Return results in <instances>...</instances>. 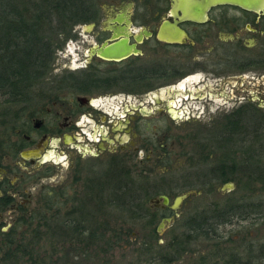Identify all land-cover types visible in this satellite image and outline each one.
<instances>
[{
	"label": "flooded vegetation",
	"instance_id": "1",
	"mask_svg": "<svg viewBox=\"0 0 264 264\" xmlns=\"http://www.w3.org/2000/svg\"><path fill=\"white\" fill-rule=\"evenodd\" d=\"M88 1L91 9L82 13L84 19L71 27L73 31L68 36L77 38L80 47L73 59L78 62L77 68L92 66L96 90L89 93L71 90L72 99L63 98V93L55 90L48 91L46 96L54 98L46 99L55 107L48 124L35 115L29 117L33 127L41 131L39 138L35 141L30 133L23 131L19 139L21 132L16 130V138L25 143L22 148L40 143L42 158H34L38 163L46 160L59 163L62 157L58 151L64 153L66 146L77 152L73 159L65 155L69 160V173L63 179L55 176L56 182L49 183L47 194L54 196L51 207L60 202L67 205L62 196L73 181L77 190L82 189L84 181H87L86 188L93 191L100 188L103 193H112L110 180L116 169L126 170L124 164L137 157L138 149L150 147L152 154L146 153V158L156 152L163 139L144 133L147 126L140 122L139 117L148 112L140 107L144 102L152 103V109L163 110L157 103L166 99L162 97L164 91L150 97L154 89L173 82L177 85L174 84V89L166 96L171 97L175 91H189L181 89V86L206 80L211 75L218 81L232 73L241 75L250 68L264 67V0H249L250 7L217 0ZM120 40H126L131 46L122 48L129 51L125 56L113 59L98 53L99 47ZM197 70L203 71V75L196 73ZM58 76V73L50 75L48 72L44 79ZM199 92L195 95L199 96ZM57 94L59 101L56 100ZM78 96L83 98L80 100ZM132 97L137 99V103L130 102ZM113 98L117 99L116 106L111 102ZM242 104L240 102L222 115L240 108ZM165 107L171 117L180 111L169 103H165ZM209 119L201 127L218 126V123H211L218 119ZM141 126L145 127L143 132ZM47 138L50 140L46 143ZM81 140L94 142V145L88 146ZM58 142L60 147L56 152L43 147L45 143L53 147ZM84 155L87 157L81 159L80 156ZM9 169H14V165L1 162L0 224L4 221V210L31 211L28 208L31 193L19 181L23 179V173L13 170L16 180L11 181ZM53 173L54 168L47 165L43 174L49 178ZM20 193H26V197L19 199ZM4 195L10 198L6 204L3 203ZM86 201L92 202L93 199Z\"/></svg>",
	"mask_w": 264,
	"mask_h": 264
},
{
	"label": "rangeland",
	"instance_id": "2",
	"mask_svg": "<svg viewBox=\"0 0 264 264\" xmlns=\"http://www.w3.org/2000/svg\"><path fill=\"white\" fill-rule=\"evenodd\" d=\"M15 1L21 4L22 1H24V3L27 2V4H29L37 0ZM72 31L73 30H70V35ZM52 40L56 44L54 45L53 60L49 71L50 75H54L55 73L60 75L67 70H77L78 62L77 60H73L75 53L78 54L77 52L80 48L77 38L71 36L67 37L64 36L63 33H60L57 36H53ZM69 66H72V68ZM202 72L197 70L196 73L203 75ZM55 80L57 79L47 82L49 80L45 79L40 82L39 85L32 90L30 96L33 98L30 102H17L9 107V109L23 108V112H21V116L18 120L25 121L23 125L24 130L19 129L21 132L18 135L19 139L22 138L23 131L30 133L35 141L40 136L41 131L33 127L32 121L29 117L35 115V117L39 119L43 118L47 124L48 119L52 118L55 107L46 99V94L49 91V87L56 88ZM174 84L175 83L173 82H169L161 85L157 90L154 89L153 94H149L151 97V95H157L159 91H164L162 97L166 99L157 103L163 107L162 111L152 109L153 104L149 102H144L140 106L148 111L145 115H139L140 122H142L145 127L147 126V130L144 133L152 137L159 136V138H162L163 140L156 148V152H154L153 155H150L149 158L145 157V154L148 153L150 149L148 146L147 150L138 149L137 153L139 154H137V157L134 156V154L131 161L124 164V168L128 170V174H123V176L135 181L134 186L131 189V193L134 196H144V194L151 192L156 194L154 197H158L160 195L156 192L158 188L169 187V193L167 195L171 200L174 195L186 189H190L188 186L186 187V184L194 179L195 176H193V173L195 174L197 171L205 170L208 166L214 164L213 161L215 160V157L220 153L217 151L215 154L208 153V148H205L206 158H202L201 154H197V147L200 144L198 136L201 134V131H204V129L198 130V126L208 123L210 117H212V119H218L223 113L230 111L240 102L251 106L255 105L264 110L263 66L253 67V69L250 68L241 75L232 73L231 76H226L218 81H216L211 75L206 80L198 81L192 85L188 83L184 87L181 86V89H188V92L190 93L187 91L184 93L175 91L172 93L171 97H166L169 95L170 90L174 89ZM198 91H200V95L196 96L195 94ZM55 92L63 93L62 97L65 99L74 98L71 90L65 86L57 87ZM219 92L224 93L220 94ZM57 97L56 100L59 101L60 96L58 95ZM1 99L2 97L0 96V100ZM129 100L132 104L137 103L136 98L132 97ZM111 102L114 106L117 105H115L117 99L113 98ZM165 103H169L178 111L180 110L177 113L178 115L171 117L165 107ZM154 104H156V102ZM47 107H49L50 110H48ZM57 108L59 107L57 106ZM29 112H31L30 115L28 114ZM223 116L224 115L220 118L222 119ZM221 119H218L216 122L212 121L211 123L219 124ZM144 126H141L140 128H143L142 132L145 128ZM85 129H89V127L85 126ZM1 130L2 125L0 126V131ZM118 132L119 131L116 133L118 134ZM53 136L54 135H51V137ZM48 140H50V138H47L46 143L49 142ZM83 142L88 146L94 145V142ZM46 143L43 147L50 151L53 150L56 152L58 147H60L59 142L57 144L55 143L53 147H48ZM234 147L235 145L229 146L230 150H234ZM260 147L263 149L261 150ZM65 148L66 150L64 153L58 151L62 157L59 163H53L52 160L38 163V161H34L35 157L30 159L32 161H23L21 156L17 153L15 155L10 154L0 157V162L14 165V169L8 170V178H10L11 181L16 180L14 171L23 173V179L19 181H21V185L25 184V186L28 187L27 191L31 193L32 200L28 206L31 211L29 212H36L37 210L42 209L46 212L45 214L49 218L48 221L50 223H52L53 220L60 222L62 216L63 218L70 216L74 219H77L78 217L79 219H83L81 213L90 218L94 214L96 216V221L108 223L98 224V231L103 225H109L116 228L119 233H124L123 231L128 233L121 234V238H118V242L115 245L111 244L112 246H110L107 241L109 240L113 243L116 240L115 235L110 236V230L106 231L104 237L100 239H90L87 235L76 236V234L71 233L70 231L68 232L64 230L65 232H61L62 230L59 227L52 229L47 226L48 224H42V220L40 219L41 213L39 212L35 215L34 212L32 224H16L17 233L24 234L25 232L26 238H24V241L27 242L28 240H31L29 242L30 245L28 246V248H31V251H29V249L28 252L26 250H24L25 252L22 251V256L16 257L17 259L6 257L4 254L5 248L3 247L2 242H0V264H148L144 259V256L140 255L138 252L140 242L147 237L148 226L146 225L145 219L133 220L128 217V214L124 209L119 210L113 206H108L104 204L106 201L103 203H98V201L87 202L86 199H93V195L89 194L91 189L86 188L85 186L87 181H84L83 188L79 190H77L78 188L74 184L75 181L70 182L65 188L67 191L64 192V196H62V198L64 197V201H67L66 206H63V203L61 202L57 203V206L50 207V209L43 206V201L45 200L46 202L50 201L51 205L54 203V196L52 194H47V190L50 187L49 183L56 182L57 178L63 179V177L67 175L66 173H69V160L65 155L67 154L69 159H73V157L75 158L77 156L75 150L68 148L67 146ZM254 148L256 156L262 155V160H264V139L262 141H256ZM41 149L42 147H40V150ZM199 149L200 151L202 150L201 148ZM227 149L228 148H226V150ZM239 149L240 148H238L236 152L233 151L231 154V157L234 156V159H236L237 162L240 161L243 156V153ZM149 154L152 153L149 152ZM86 157L87 155L80 156L81 159ZM47 165L54 168L55 173H53V177L50 176L47 178L43 174ZM129 170L132 172H129ZM116 172L119 173L121 171L118 170L115 171V173ZM115 173L110 181L116 179L117 175ZM227 182L229 181L217 182V184H215L217 191L206 192L203 190H197V192L192 193L189 197L184 199L181 206L174 210L172 214L173 218L169 221L165 220L160 231H158V243H165L173 234L180 233L183 230L182 222H184L186 218L194 212L201 211L207 207L211 201L216 200L224 193H232L233 195L242 197L244 191L237 190L233 181H230L233 183L232 185L224 187ZM259 187V184L255 186L254 191L256 193L252 198L258 201H263L264 190H261ZM22 197H26V193H20L18 195L19 199ZM146 202L154 204L152 201L147 200ZM80 203H85L86 205V208H84L82 212L76 207L77 205H80ZM22 212L24 211L4 210V221L0 224V231L7 230L15 221H17V218ZM52 214L55 215L53 216ZM160 221H157V225ZM33 227H39L40 234H43H41L39 240L33 238ZM215 230L219 233L218 237L213 239L199 237L193 240L189 244V250L187 249V251L177 259L175 264H196L201 255L210 256L209 252L212 251V248L213 250L216 248L213 244V241L216 240L221 241L220 247H225L230 252L233 251L239 256L245 257L249 253H252L253 256L255 255L253 264H264V256H258V249H256L260 243L264 242V216L261 218L259 216L248 214V217L245 219L240 216L238 218L234 217L232 222L217 224ZM2 236L3 234L0 233V240L2 239Z\"/></svg>",
	"mask_w": 264,
	"mask_h": 264
},
{
	"label": "trees",
	"instance_id": "3",
	"mask_svg": "<svg viewBox=\"0 0 264 264\" xmlns=\"http://www.w3.org/2000/svg\"><path fill=\"white\" fill-rule=\"evenodd\" d=\"M89 9L91 7L88 0H37L29 4L24 1L21 4L15 0H0V96L2 97L0 100V126L2 125L0 157L15 155L20 148L25 146L22 139L16 138L18 135L16 130H24L25 121L18 120L23 108L9 109V107L17 102L31 101L32 90L45 80L51 68L56 44L52 37L60 33L68 36L71 27L83 20L82 13ZM55 79H57L55 80L56 88L65 86L70 90L88 93L94 92L97 88L91 65L85 69L64 71ZM47 80L51 82L54 79ZM56 88L49 87L48 90H56ZM28 114L30 115L31 112ZM197 129H204L198 136L200 144L197 147V154L206 158L205 148H208V153L215 154L216 151L220 153L215 157L214 164L205 170L193 173L195 177L186 184V187L213 192L217 191L215 187L217 182L233 181L235 188L243 190L244 193L242 197L224 193L211 201L207 207L186 218L182 222L183 230L178 234H173L165 243H158L157 221L173 214V209L168 205L160 206L146 202L156 196L151 192L144 196L132 195L131 189L135 181L123 176V174H128V170L115 173L116 179L110 182L109 187H112V193H103L100 188L98 191L97 189L91 190L89 193L93 195V201H98V203L106 201L104 204L108 206L119 210L124 209L128 217L133 220L145 219L148 226L147 237L140 242L138 252L144 256L148 264H175L193 240L199 237L211 239L218 237L219 233L215 230L217 224L232 222L234 217L239 216L245 219L248 214L261 218L264 216V200L258 201L252 198L256 193L254 189L257 184L261 190H264V160H262V155L256 156L254 148L256 141L264 139V110L255 105L242 104L240 108L224 114L218 126L205 128L199 125ZM233 145H235L234 150H230L229 146ZM199 148L202 150L200 151ZM238 148L243 156L237 162L231 154ZM168 188H158L156 192L168 194ZM9 199L7 195H4L3 203L6 204ZM43 206L50 209V201H43ZM76 207L82 212L86 205L80 203ZM34 212H22L17 221L7 230L0 231L3 234L0 242L5 248L6 257L17 259L16 257L22 256V251L28 252V249L31 251V248H28L31 240L24 241L25 232L23 231L24 234L17 233L16 224H32ZM39 212L42 224H48L47 226L52 229L59 227L61 232L70 231L76 236L87 235L90 239H100L104 237L106 231L110 230V236H116L115 242L107 241L110 246L118 242L121 234L128 233L125 231L119 233L116 228L109 225H103L98 231V224L108 223L96 221L94 214L90 218L81 213L83 219L79 217L74 219L70 216L63 218L62 216L60 222L53 220L50 223L46 212L42 209L37 210L35 215ZM32 229L33 238L39 240L42 234H40L39 227ZM213 244L216 248L215 250L212 248L209 252L210 256L201 255L196 264H253L255 260V255L253 256L252 253L242 257L225 247H220V240L213 241ZM256 249H258L257 255L263 257L264 242L260 243Z\"/></svg>",
	"mask_w": 264,
	"mask_h": 264
},
{
	"label": "water",
	"instance_id": "4",
	"mask_svg": "<svg viewBox=\"0 0 264 264\" xmlns=\"http://www.w3.org/2000/svg\"><path fill=\"white\" fill-rule=\"evenodd\" d=\"M217 1H224V2H232V3H238L242 4L245 7H250L248 1L249 0H217ZM131 46L127 43L126 40H120L108 43L106 45H103L97 49L98 53L106 58H113V59H119L127 54L129 51H123L122 48L129 49ZM83 96H78V99H82ZM19 154L23 158H30L33 159L34 157L40 156L42 158V155L40 153V143L35 147H26L22 148L19 151ZM228 183V184H227ZM225 183L224 187L230 186L233 183L230 181ZM197 192L196 189L190 188L186 189L176 195L170 200L169 196L167 194H160L158 197H151L149 201L154 202L155 205L165 206L168 205L171 209L176 210L178 209L183 200L189 197L192 193ZM173 218V215L163 217L160 221V223L157 225V230L160 231L161 227L164 224L165 220H171Z\"/></svg>",
	"mask_w": 264,
	"mask_h": 264
},
{
	"label": "bare ground",
	"instance_id": "5",
	"mask_svg": "<svg viewBox=\"0 0 264 264\" xmlns=\"http://www.w3.org/2000/svg\"><path fill=\"white\" fill-rule=\"evenodd\" d=\"M171 111L173 112V107L171 108Z\"/></svg>",
	"mask_w": 264,
	"mask_h": 264
}]
</instances>
